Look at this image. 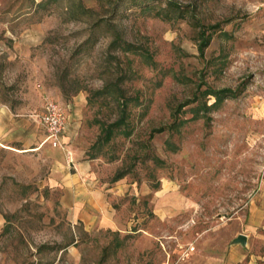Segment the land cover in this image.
Wrapping results in <instances>:
<instances>
[{"label":"rangeland","instance_id":"obj_1","mask_svg":"<svg viewBox=\"0 0 264 264\" xmlns=\"http://www.w3.org/2000/svg\"><path fill=\"white\" fill-rule=\"evenodd\" d=\"M45 99L67 111L56 147ZM0 108L21 126L0 146V264H264V0H0ZM79 161L117 229L70 217Z\"/></svg>","mask_w":264,"mask_h":264},{"label":"crops","instance_id":"obj_2","mask_svg":"<svg viewBox=\"0 0 264 264\" xmlns=\"http://www.w3.org/2000/svg\"><path fill=\"white\" fill-rule=\"evenodd\" d=\"M6 112L10 111L0 108V146L12 150L14 146L9 143L11 142L9 138L13 134H16L21 126ZM45 140L46 138L44 137L40 142L45 143ZM44 143L42 145H44ZM61 189L63 192L62 199L65 207L69 209L70 217L75 223H81L85 231L94 228L97 230L117 229L113 214H110L107 207L101 210V201L100 199H96L100 195V190L93 182V174L90 173L89 163L79 161L70 165L69 172L62 178ZM103 202L105 203V200ZM257 212V207L254 205L246 221V226L251 231H255L261 225L260 220L262 219L257 217ZM243 235L247 239L243 245L234 243L237 236L232 240V245H234L232 246L233 251H235L234 249H240L242 252H245V248L248 245L247 243H249V238H247L245 234ZM250 258L251 260L248 264H255V259H258L255 256H251Z\"/></svg>","mask_w":264,"mask_h":264},{"label":"built area","instance_id":"obj_3","mask_svg":"<svg viewBox=\"0 0 264 264\" xmlns=\"http://www.w3.org/2000/svg\"><path fill=\"white\" fill-rule=\"evenodd\" d=\"M37 120L47 134L46 141L54 147L58 146L68 127L65 107L53 100L45 99L42 102Z\"/></svg>","mask_w":264,"mask_h":264},{"label":"trees","instance_id":"obj_4","mask_svg":"<svg viewBox=\"0 0 264 264\" xmlns=\"http://www.w3.org/2000/svg\"><path fill=\"white\" fill-rule=\"evenodd\" d=\"M158 16H160L159 12H156ZM215 27L217 26H213L210 27V29H215ZM202 35L203 32H202ZM204 39V44H207L209 42V37L208 38H203ZM126 45L124 47V51H129V52H134L133 51V47H131L128 44H124ZM208 95L212 96L215 99V104L210 106L211 108L216 107L223 99L228 98V97H235L236 93L228 90V89H222L219 91H212L209 92ZM209 108V109H211ZM208 109V108H206ZM184 122L179 121V122H173L172 125L170 126L171 129H176L178 127H181V125H183ZM126 125V112H121L120 117L118 118L117 121L110 123V124H105V123H99V127H100V136L98 138L97 141V145L99 146H103L106 145L108 143H110V141L113 139V137L117 134V132L122 131L121 129L124 128V126ZM125 135H128L127 132H125ZM123 177V174H116L113 177V182H116L118 180H120Z\"/></svg>","mask_w":264,"mask_h":264},{"label":"water","instance_id":"obj_5","mask_svg":"<svg viewBox=\"0 0 264 264\" xmlns=\"http://www.w3.org/2000/svg\"><path fill=\"white\" fill-rule=\"evenodd\" d=\"M245 241H246V237L242 234L238 235L235 240H234V243H240V244H245Z\"/></svg>","mask_w":264,"mask_h":264}]
</instances>
